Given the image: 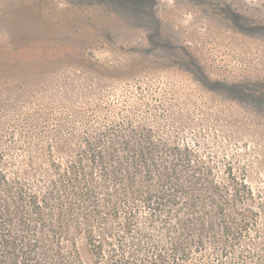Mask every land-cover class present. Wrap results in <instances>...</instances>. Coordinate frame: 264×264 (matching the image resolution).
<instances>
[{
    "label": "rangeland",
    "instance_id": "374dc122",
    "mask_svg": "<svg viewBox=\"0 0 264 264\" xmlns=\"http://www.w3.org/2000/svg\"><path fill=\"white\" fill-rule=\"evenodd\" d=\"M227 84L264 90V0H0V129L147 120L250 152L264 185V108Z\"/></svg>",
    "mask_w": 264,
    "mask_h": 264
},
{
    "label": "trees",
    "instance_id": "16d2710c",
    "mask_svg": "<svg viewBox=\"0 0 264 264\" xmlns=\"http://www.w3.org/2000/svg\"><path fill=\"white\" fill-rule=\"evenodd\" d=\"M225 88L264 108L261 88ZM59 105L53 115L70 108ZM110 117L90 111L92 129H0V264H264L250 152Z\"/></svg>",
    "mask_w": 264,
    "mask_h": 264
}]
</instances>
